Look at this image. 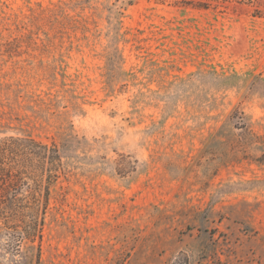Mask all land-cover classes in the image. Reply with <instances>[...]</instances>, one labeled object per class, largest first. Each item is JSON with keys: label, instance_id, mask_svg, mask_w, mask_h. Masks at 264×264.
<instances>
[{"label": "rangeland", "instance_id": "obj_1", "mask_svg": "<svg viewBox=\"0 0 264 264\" xmlns=\"http://www.w3.org/2000/svg\"><path fill=\"white\" fill-rule=\"evenodd\" d=\"M11 137L62 162L0 264H264V0H0Z\"/></svg>", "mask_w": 264, "mask_h": 264}, {"label": "trees", "instance_id": "obj_2", "mask_svg": "<svg viewBox=\"0 0 264 264\" xmlns=\"http://www.w3.org/2000/svg\"><path fill=\"white\" fill-rule=\"evenodd\" d=\"M29 143L36 142L13 137L0 141V218L9 221L30 216L34 226H24L20 232L31 240L39 231V223H44L50 205L51 187L42 180L44 172L49 184L55 181L58 176L53 167H59L62 160L57 144L36 143L35 152L26 145ZM32 156H36L38 163L33 162ZM24 235L19 233V237Z\"/></svg>", "mask_w": 264, "mask_h": 264}]
</instances>
